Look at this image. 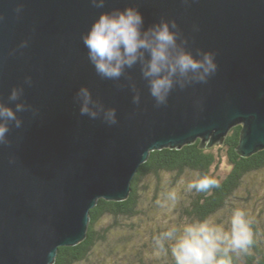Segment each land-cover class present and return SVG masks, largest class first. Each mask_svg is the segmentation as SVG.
Wrapping results in <instances>:
<instances>
[{
	"label": "water",
	"instance_id": "water-1",
	"mask_svg": "<svg viewBox=\"0 0 264 264\" xmlns=\"http://www.w3.org/2000/svg\"><path fill=\"white\" fill-rule=\"evenodd\" d=\"M125 7L142 31L175 21L177 45L211 53L215 72L174 77L161 105L139 60L118 79L100 76L82 36ZM82 87L94 118L80 112ZM0 105L16 116L0 119V264H54L60 247L85 240L98 200L129 197L151 152L221 144L238 125L242 157L264 150V0H0Z\"/></svg>",
	"mask_w": 264,
	"mask_h": 264
},
{
	"label": "trees",
	"instance_id": "trees-1",
	"mask_svg": "<svg viewBox=\"0 0 264 264\" xmlns=\"http://www.w3.org/2000/svg\"><path fill=\"white\" fill-rule=\"evenodd\" d=\"M241 129V125L233 127L224 141L214 146L202 145L197 140L181 149L151 152L132 181L129 197L122 202L98 200L90 212L85 240L76 246L60 247L54 264H145L143 249H127L129 244H120L119 238L109 237L124 232L132 222L150 226L151 264H175L172 253L175 241L165 239L163 249L156 244V238L171 227L172 216L177 219V228L180 226L177 238L182 235L183 225L194 221L210 220L230 232L232 213L238 209L235 204L245 200L237 193L248 177L264 170V150L250 157L237 152ZM222 159L229 165L223 176L217 173ZM164 176L169 183H164ZM204 176L217 180L219 186L197 191L181 184L187 177L192 183ZM172 190L177 192L174 205L166 200V194ZM245 218L250 221L252 244L246 251L231 253L232 264H264V213L260 211L253 216L255 221L247 215ZM103 221L109 223L96 229Z\"/></svg>",
	"mask_w": 264,
	"mask_h": 264
},
{
	"label": "clouds",
	"instance_id": "clouds-1",
	"mask_svg": "<svg viewBox=\"0 0 264 264\" xmlns=\"http://www.w3.org/2000/svg\"><path fill=\"white\" fill-rule=\"evenodd\" d=\"M97 7H103V0H91ZM175 21L161 20L146 31H142L143 17L134 7H125L123 11L101 12L93 21L86 35L82 36L83 43L88 49V58L96 72L108 79H118L125 67H132L138 60L142 63V73L148 79L149 91L157 105L166 103L171 91L174 77L193 78L203 82L206 77L216 70L211 53H204L201 59L194 58L190 52L177 45ZM149 58L144 61V53ZM183 87V84H181ZM83 98L81 114L91 117L96 112L88 107L90 93L82 87L78 93ZM18 91L13 89L10 99H17ZM139 102V97L133 98ZM20 104L16 110H21ZM106 117L110 123H115V109H108ZM0 119L16 120L12 109L0 105ZM19 126V121H16ZM8 131L6 123H0V143L4 142ZM218 181L204 176L187 185L188 189L205 191L218 187ZM166 200L173 205L177 201V192L172 190L166 194ZM231 230L225 231L222 225L210 220L185 223L182 235L177 238L180 229L171 226L156 238V244L163 249L164 240H174L172 253L175 264H232L231 253L246 251L252 244L250 221L245 218L243 210L236 209L231 216Z\"/></svg>",
	"mask_w": 264,
	"mask_h": 264
},
{
	"label": "rangeland",
	"instance_id": "rangeland-1",
	"mask_svg": "<svg viewBox=\"0 0 264 264\" xmlns=\"http://www.w3.org/2000/svg\"><path fill=\"white\" fill-rule=\"evenodd\" d=\"M221 162L222 163L219 165V169L217 173L223 176L228 172L229 165L225 161V159H222ZM188 177L183 180L184 181L183 183H181L184 186V188L190 182ZM163 181L164 183H169L168 182L169 178L167 176H164ZM150 189H152V187ZM237 196H239L240 198H244L245 200L244 201L242 200L240 203L235 204L236 207L234 208L245 210V215L253 218V216L260 214V211H263L264 213V170H261L260 172L248 177L245 186L242 188V190L239 193H237ZM246 198H248V200H246ZM253 221H255L254 218ZM176 222H177L176 217L172 216L171 226L175 225ZM108 223L109 222L103 221L97 224L96 229H100L101 227H106ZM136 225H139V227H137ZM179 227L180 226H178V228ZM149 230H150V226L145 224L144 222L142 223L132 222L130 223V226L126 225L124 232L120 231V234L117 233L112 236L109 235V237H111L112 239L119 238L120 244L122 243L129 244L126 246L127 249L130 250L143 249L144 263L151 264L149 249L152 248L151 246L153 245V242L151 240V232ZM138 234L140 235L137 237ZM121 254L123 253L121 252Z\"/></svg>",
	"mask_w": 264,
	"mask_h": 264
}]
</instances>
